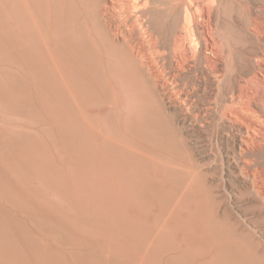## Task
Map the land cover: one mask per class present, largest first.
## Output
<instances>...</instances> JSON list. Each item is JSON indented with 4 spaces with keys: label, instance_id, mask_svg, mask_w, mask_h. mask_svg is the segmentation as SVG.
I'll list each match as a JSON object with an SVG mask.
<instances>
[{
    "label": "bare ground",
    "instance_id": "1",
    "mask_svg": "<svg viewBox=\"0 0 264 264\" xmlns=\"http://www.w3.org/2000/svg\"><path fill=\"white\" fill-rule=\"evenodd\" d=\"M9 20L10 83L0 81V96L36 106L44 124L76 152L106 146L101 164L109 207L121 193H165L177 153L197 161L186 130H199L215 164L206 172L219 181L197 202L193 182L203 171L187 164L184 264H264V0H10ZM22 148L10 164L22 175L39 174L41 160ZM198 162L203 169L205 161ZM77 188L67 193L63 187L75 221L129 241L144 239L113 213L98 218L90 210L97 193ZM13 190L12 200L31 208ZM175 208L173 222L180 214ZM39 218L57 242L35 239L32 228L0 205V264L93 263L96 256L75 248L71 228Z\"/></svg>",
    "mask_w": 264,
    "mask_h": 264
},
{
    "label": "rangeland",
    "instance_id": "2",
    "mask_svg": "<svg viewBox=\"0 0 264 264\" xmlns=\"http://www.w3.org/2000/svg\"><path fill=\"white\" fill-rule=\"evenodd\" d=\"M9 9H10V0H0V81L5 84L10 83V73H11L9 51H8V40L10 35ZM9 96L8 97L0 96V135H1L0 160L3 159L0 161V167H1L0 178H2L0 179L1 208H3L5 211L11 214L15 220L20 218L19 221L20 222L23 221L24 225L27 228L29 226L30 227L28 228L29 230H31L32 228L31 231L34 233L33 236H36L34 238L37 240L40 239L39 241L42 242L45 241V239L47 240V242H52V241L57 242L58 237L56 236V234H54L51 231L43 230L44 228H42V226L38 221L39 216L40 218L41 217L43 218L46 217L47 215L48 216L47 220L50 219V221H55V218L57 221L61 220V222L64 223L65 228L67 229L71 228L70 230L73 233V243L76 244L75 248L82 252L83 251L89 252L91 257L96 256L97 259L94 257V259L92 258L93 261L90 260V262H93L92 264L95 263L97 264H172L170 262V259L172 258L173 255L177 256L175 264L186 263L185 253L187 252V231L185 227L186 226L184 220L185 218L183 214L185 212V205L183 203H186L188 199L187 198L188 193H186L187 181H188L187 166L191 163L192 164L194 163L195 164L194 169L197 172L198 171L200 172V169L203 171L202 173L200 172L195 176L193 182L194 190H195L194 195L196 194L195 198L197 202H203L206 196L211 195V193H205V191L209 186H212V184H214V182L218 180V178L215 175H211V173L206 172V170L213 168L215 164L211 160L212 157H211V153L209 152V146L207 145V143H205L206 140L202 132L193 129H190L191 131L186 130V134L189 137L190 142L192 141L191 145L193 149H195L194 153L197 161L194 162V160L193 161L189 160L187 155H185V153L182 152L177 153V156L174 155L175 158L172 159L171 163L173 164V166H175L176 172H173L171 175H169V179H167L168 182L166 181L165 184V189H166L164 190L165 193H151L149 191H147L146 193H123V194L121 193L123 197L120 195L121 198L119 199V195L116 196L115 204L112 207H109L107 201H105L103 197V194L106 193V169H105L106 146L105 145H95L90 147L87 146L80 148L78 150V152L80 153L76 152L74 148L65 145L64 142L60 140V138L58 137V134L55 133L53 130L49 129L44 124L42 117L39 115L36 106L34 109H31L27 107L24 104V102L19 98L13 95H9ZM6 100H8L9 102ZM10 101H12V103ZM103 135L106 136V129H104ZM26 139L30 141L29 142L25 141ZM55 139L63 143H58ZM11 140L17 141L18 142L17 144L20 147L14 145L13 141ZM23 141L25 142L23 143ZM31 142L33 144H31ZM35 142H37L38 144L40 143V146L38 147V144L36 146ZM22 144L24 145V149L22 148L23 151L26 150L28 152L29 150H31L30 149L32 148L31 146L33 145L34 147L35 145L37 151L36 150L34 151L35 147L33 148V151L32 150L30 151L31 153L38 156L36 157L34 155L33 160H35V157L37 158L35 162H37L38 160L42 161L44 158H46L43 162L40 161V163L38 162L36 163L37 164L36 166L39 170H41V168L44 167L41 170L42 172L40 171V173L43 174L44 172L43 175L45 178H43V175L41 176L40 173L38 174L37 172L36 175L41 177L40 179H38L34 174L35 173L34 170L30 174L32 169L29 170V172L27 171L28 172L27 174L24 173L26 176L22 175L23 173L14 169L12 164H10L12 159L17 160V156H18L17 151L21 149V147H23ZM29 144L31 145L29 146ZM6 147H8L7 148L8 150L6 149ZM100 148L103 150H101ZM84 151L86 152L87 155H89V157L85 154ZM102 154H105V156ZM41 156H43L42 159ZM202 160L205 161V165H206L203 166V169L200 162H198ZM45 161L47 162V164ZM38 164H43V165L42 167H40L41 165ZM8 165H10V167ZM47 165L50 168V173H49V169H46V167L48 168ZM93 165L95 166V168L92 167ZM2 170L4 172L6 170L7 171L4 174ZM56 170H59V175L57 178L58 181L53 180V182H51L52 181L51 176L53 175V172ZM8 171H10L11 173L13 172L15 174L13 173L11 174ZM16 172L18 175L16 174ZM47 173H49L50 175L45 176L47 175ZM24 176L26 178L28 176L29 177L26 179ZM6 177L7 179H4ZM9 179H11L12 181ZM43 179L45 180L47 179L46 181H42L47 184H43L41 183V181H38ZM4 180L5 182H3ZM26 180L27 181L30 180L28 184L25 183L27 182ZM21 181H23V183ZM60 181L62 182V184L60 183ZM8 182L10 184H8ZM63 182H66L68 186L66 184L64 186ZM4 183H6L5 187H8L7 188V190H9L8 193L7 191L5 193L3 191ZM11 183L14 185L10 186ZM53 183L55 185H52ZM115 184L117 187L118 184L116 182ZM89 186H91L92 189H94L93 193H97L96 198L99 200V202L97 200V205L92 206L90 209L92 212H94V214L98 218L103 220L106 214V219H107L108 214L113 213L115 216H118L119 218H122L126 221H130L129 223H133L136 229H139L141 232H143L142 235L144 239L143 238L140 239L141 241L134 239L135 242L134 240L129 241L117 234H113L108 231L103 232V230L97 227H93L88 224L85 225V222H81L80 224L81 220L75 221L76 215L72 214L75 212L70 207L69 202L66 200L67 198L64 194L66 190H63V187L64 189H67V193L68 192L70 193V191H72L73 188L76 189L77 187H79L80 190L82 189L81 193H85L84 190L86 189V187ZM10 187H12L13 189L15 187V190H13ZM10 190L16 192L13 193V195L18 196V194H20L21 198H24V200L27 199L29 202L31 201V203H33L31 208L26 206L25 204H22L21 201H18L17 203L16 202L17 200L16 201H14V199L12 200L11 197L12 195L9 194L12 193V191L10 192ZM7 194H9V196ZM157 196H160V198L163 196L164 202L162 203L161 201L157 204L155 200V197L157 198ZM20 203L23 206H21ZM33 205L35 207L37 206L38 209L37 207L35 208ZM175 207H178L180 212L178 221L176 220L177 222L176 221L173 222L172 220L174 219L171 217L172 216L171 212ZM21 209L24 210L22 211ZM40 212L42 216L40 215ZM30 215L31 216L35 215L34 217H38V218L34 219V217H31ZM23 216H25V218ZM51 217L53 218L51 219ZM30 218L32 221L30 220ZM26 220H27L26 222L27 224L25 223ZM69 221L71 223H69ZM31 222H33L32 225ZM37 228H40L41 230ZM46 232H49L50 234L47 233L46 235L45 234ZM51 233H53L54 236L53 234L51 236ZM55 238H57V240ZM98 259L100 260V262Z\"/></svg>",
    "mask_w": 264,
    "mask_h": 264
}]
</instances>
